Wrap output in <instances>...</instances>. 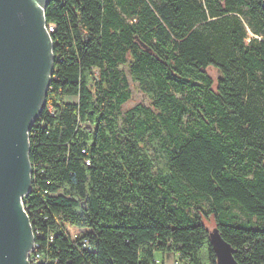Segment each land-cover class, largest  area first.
I'll return each mask as SVG.
<instances>
[{"label": "trees", "instance_id": "trees-1", "mask_svg": "<svg viewBox=\"0 0 264 264\" xmlns=\"http://www.w3.org/2000/svg\"><path fill=\"white\" fill-rule=\"evenodd\" d=\"M44 13L53 70L23 198L32 264H217L210 215L238 264H264V0H49ZM120 65L150 105L122 111Z\"/></svg>", "mask_w": 264, "mask_h": 264}, {"label": "water", "instance_id": "water-1", "mask_svg": "<svg viewBox=\"0 0 264 264\" xmlns=\"http://www.w3.org/2000/svg\"><path fill=\"white\" fill-rule=\"evenodd\" d=\"M48 1L0 0V264H30L34 248L23 198L31 190L29 129L44 107L53 70ZM210 238L217 264H238L218 228Z\"/></svg>", "mask_w": 264, "mask_h": 264}, {"label": "rangeland", "instance_id": "rangeland-1", "mask_svg": "<svg viewBox=\"0 0 264 264\" xmlns=\"http://www.w3.org/2000/svg\"><path fill=\"white\" fill-rule=\"evenodd\" d=\"M120 68L122 69L123 73L126 75L127 79H128V83H129V89L131 92V97L129 98V100L127 102H125L122 105V111H126L128 108L133 107L134 105L141 103L144 105H150L151 104V100L150 98L147 96V94L142 90V87L131 78V75L129 73V68L127 65H120ZM208 72L210 73V75L212 76V78L214 80H216L218 78V76L220 75L219 70L214 67V66H209L208 67ZM72 100H75L74 97H69ZM198 206H207V203L205 202H200L198 204H196ZM230 212L233 215L234 219L238 222H245V221H250L253 224H258V220H256V216H253L249 213H245L243 212L237 205L235 204H230ZM203 222L205 223L206 227L210 230L213 231V229L215 228V219L213 217V215H210L208 217H204L203 218ZM71 232L72 235L75 234V231L73 228H71ZM156 258L159 261H156L157 264H182L179 260L176 254H174L173 252L170 253H166V254H160L157 253L156 254Z\"/></svg>", "mask_w": 264, "mask_h": 264}, {"label": "built area", "instance_id": "built-area-1", "mask_svg": "<svg viewBox=\"0 0 264 264\" xmlns=\"http://www.w3.org/2000/svg\"><path fill=\"white\" fill-rule=\"evenodd\" d=\"M52 26V25H51ZM52 28V27H51ZM50 29V28H49ZM23 206H24V202H23ZM25 207V206H24ZM26 210V209H25ZM31 228H32V226H31ZM74 229V228H73ZM71 228H69V231H70V233L72 234V232H71ZM32 231H33V229H32ZM33 235H34V237H35V234H34V232H33ZM73 237L74 236H76L75 234L74 235H72ZM36 240V239H35ZM35 244H36V242L34 241V248H33V251L30 253V255L28 256V261L30 262V264H32V258H31V256L33 255V253L35 252Z\"/></svg>", "mask_w": 264, "mask_h": 264}]
</instances>
